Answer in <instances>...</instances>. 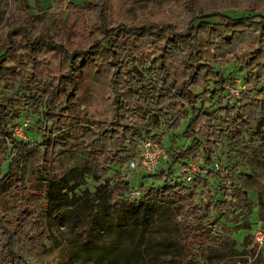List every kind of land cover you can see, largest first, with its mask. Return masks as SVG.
<instances>
[{"label":"trees","instance_id":"trees-1","mask_svg":"<svg viewBox=\"0 0 264 264\" xmlns=\"http://www.w3.org/2000/svg\"><path fill=\"white\" fill-rule=\"evenodd\" d=\"M64 1L66 15L63 20L66 28L77 30L84 23L93 24L92 26L98 24L101 34V38L92 43L88 50L78 48L69 50L59 44L56 46L55 50H59V69L55 87L59 96H63L61 100L58 96L42 100L41 116L36 120L40 125L38 129L32 130L40 134L34 147L42 151L43 160L48 163L45 168L46 176H43L47 182L45 185L47 194H53V188L56 187L59 188L58 191L65 189L67 181L59 169L52 167V162H49L46 155L59 157L58 151L67 147H83L86 167L92 179L101 181L96 186L94 196L89 197L90 192L86 190L83 201L82 196H74L68 202L70 206L82 208L86 215L77 231L80 238L74 241L75 248L65 244L66 264H71L74 259H80V264H88L89 261L93 264L103 261L108 264H156L160 257L169 254L170 250H173L177 258L173 264H203L209 248L211 252L218 251L219 247L224 249L231 247L236 251L235 243L229 236L240 227H244L238 221L237 211L244 207L243 204L247 200L246 191L239 189L238 200H233L229 186L221 179L220 185L212 187L205 176L197 175L193 184L186 185L182 180L172 183L168 175L173 172V164L188 159H203V162L209 163L212 152L218 150L221 139L226 137L223 130L215 128L218 124L217 119L210 120V128L204 126L209 118L203 114L205 107L199 102L201 97L218 99L219 112L224 119L227 118L226 123L235 138H238L242 131L250 129L264 119V0H226L224 5L219 4L222 8L218 12L209 14L206 13L211 10L203 11V0H165L174 16L181 13L190 16L186 30L176 31L165 21L162 14L153 13L151 16L153 20L150 23L132 25L130 31L126 33H122L125 31V24L114 29L106 26L107 12L111 10L114 13L117 9L118 12L126 13L128 8H134L144 0H82L81 4L73 0H52L56 5ZM155 3V0L148 1L146 6L138 10L146 7L150 10ZM227 10H235L234 13L237 15L225 14ZM9 11L27 19L32 17V7L25 0H10ZM21 27L24 31L27 24L23 23ZM228 29L230 32H225ZM144 32L158 36V41L163 42L161 50L150 61L152 64L146 68L149 74L157 73L158 90L154 93L147 90L141 80L127 73L130 75L129 80L124 82L128 84L121 87L126 90L119 92L117 84L120 80L116 78V74L120 73L118 71L120 58L116 49L121 47V44L118 45L117 40L121 36L125 39L143 38ZM213 33H216L215 37L225 42L227 48H224L223 52L226 57L221 60L213 56L210 59L212 64H207L201 56V51L207 49L203 39ZM114 35L117 36V40L114 39ZM38 39L39 37L35 41ZM40 43L35 42L31 48ZM15 46L21 54L23 53L22 55L18 56L12 52ZM28 47L22 48L21 43L11 41L6 49L0 50V84L5 74L12 76L5 72L16 74L14 68L21 69L18 75L23 76L27 71L35 74L34 56L27 51ZM238 47L246 54L241 56L242 52H236L235 48ZM170 49L182 52L180 67L182 66L187 78L181 82L172 78L176 73L175 70H170L171 59L167 56L171 52ZM90 51L93 52L95 63L98 58H102L101 53H107L105 63L113 69V77L108 83L114 94L113 106L110 109H107L109 106L101 107L105 109L104 114L87 109L93 95L91 88L97 83L98 76V66L93 70L90 66L93 60L89 59ZM229 53L232 57L228 58ZM5 62L10 65L7 66ZM229 63L236 66L240 72L246 73L245 82L258 85L255 88L256 93L263 95V101H253L247 93H243L234 102H226L220 97L219 91L226 83V78L215 65L221 68ZM202 69L203 75L200 78L199 71ZM199 87L203 88L197 92ZM54 98L59 102L58 105L53 104L54 107H51V100ZM175 106L178 108L177 112L189 111L184 130V136L189 142L181 150L169 153L170 162L167 168L161 169L165 170L166 175L163 172L149 175L162 178L161 185L151 184L146 187L140 184L141 199L129 200L126 196L131 188L129 181L126 175L114 170V166L121 164L125 156L122 148L127 146L122 143L129 140L130 144L138 145V140L145 138L156 139L160 143V138L156 135L151 136L150 132L157 128L162 117L165 118L166 114L174 111ZM78 110L85 111L83 118L91 119V122L89 120L86 121L90 124L79 122L78 136L74 137L64 130L65 126L63 127L61 121L65 116H70L69 114ZM9 111L7 105L0 99V135H6L8 143H14L17 150L22 151L32 144L20 142L11 136L10 128L5 127ZM136 116L138 120L145 122L148 120L146 122L148 129L144 136L135 125ZM183 119L184 115L179 116L176 125L178 126ZM50 122L52 124L48 126ZM151 122L153 124L150 125ZM51 128L57 131L53 133ZM57 132L60 134H56ZM7 145L2 150L0 148V199L5 198L3 197L5 191L13 180L10 175L14 169L12 165L20 155L17 152L14 160L7 164L6 171L3 172ZM112 170L114 174L111 177L109 172ZM24 187L15 186V190L10 192L9 196L18 197L26 194L28 187ZM73 188L69 187L66 195H70ZM34 193L30 192L32 195ZM57 194L56 196L54 194V199L60 198ZM200 194L202 197L196 201ZM20 199L17 203L18 208L23 205L24 208L17 210L11 221L3 220L0 213V264H45L43 260L38 259L37 253L43 252L47 242L54 239L51 229L43 222L33 220L29 200ZM165 207H170L174 212L170 218L173 229H176L178 221L183 224L179 236L170 234L166 243L146 242L150 218L153 215H160ZM222 218L228 222H235L236 226L222 225Z\"/></svg>","mask_w":264,"mask_h":264},{"label":"rangeland","instance_id":"rangeland-1","mask_svg":"<svg viewBox=\"0 0 264 264\" xmlns=\"http://www.w3.org/2000/svg\"><path fill=\"white\" fill-rule=\"evenodd\" d=\"M32 7V17H20L15 13L9 11L10 0H0V50L6 49L9 42L21 43L22 48L29 46L28 50L34 56V72L31 74L27 71L25 75H18V71L21 69L14 68L12 76L5 74L2 77L0 84V99L9 108V115L6 117L5 127H9L11 130V136L25 142L32 144L26 147L22 151H18L14 143H8L6 135H0V148L1 150L6 146L5 163L3 165V172L6 171L7 164L14 160L13 157L19 152V157L14 161L12 165L13 172L10 174L13 180L10 182L8 190L5 191V195L0 199V213L3 220L8 219L11 221L16 216L17 210L24 208H18V202L20 198L29 200V206L33 211V220L43 222L49 229H51V235L54 237L52 241L47 242L43 252L37 253L38 259L43 260L45 264H66V250L65 244H68L70 248H75V240L80 238L77 231L80 228V224L83 222V217L86 212L79 206H70L69 200L74 196H82L81 201L86 197V190L90 193L89 197L94 196L96 186L100 184L98 180H93L91 174L86 167V154L83 147H67V149H61L58 151L59 157H50V154L46 155L49 162H52V167L59 169L64 175L65 181H67V187L58 191L59 188H53V194L46 193V176L45 168L48 163L43 160V154L40 149L34 147L35 142L39 140L40 134L32 131L38 129L40 124L36 123L37 118L41 116V102L48 97L58 96L61 100L63 95L58 94L56 90V83L58 80V56L59 50H55L56 46L62 45L69 50L72 48H78L81 50H88L92 43L101 38V34L96 25L82 24L80 29L71 30L64 26L63 18L66 15V3L65 1L56 5L52 0H25ZM77 4H81L82 0H73ZM153 0H144L143 3L136 5L134 8H128L125 11L118 12L116 9L113 12L109 10L107 12V27L114 29L116 26L120 27L125 24L126 33L130 31L132 25H140L150 23L153 18V13H160L165 18V21L173 26L176 31L186 30L189 23V15L183 13L175 15L171 14L170 8L165 4V0H155V6L150 10L146 7L143 10H138L146 6V2ZM226 0H203V11L211 10L206 13H216L222 7L219 4H225ZM198 8V7H197ZM235 11V10H234ZM232 10H227L224 13L229 15H237ZM239 15V14H238ZM33 19V21H32ZM26 23L27 27L23 31L22 24ZM225 32L229 33L230 30ZM216 33L209 34L208 38L203 39V43L206 45L205 50L201 51V56L204 58V62L210 64V59L220 58L221 60L226 57L224 48H227L225 42L219 37H215ZM39 37L38 41H35ZM117 40V36H113ZM122 37V36H121ZM117 40V44L121 47L116 49L120 62L119 74H116V78L120 80L117 84L119 92L126 90L121 88L123 85H127L129 76L127 73L134 75L135 78L141 80L147 90H151L153 93L158 90V76L156 72L151 74L147 73L146 68L152 64V61L161 50V44L163 42L158 41V36L151 35L148 32H144V37H136L134 39L121 38ZM125 40H128L127 42ZM35 42H41L38 45H31ZM126 42V43H125ZM236 52L245 55L246 52L241 48H235ZM25 52V54L27 53ZM170 53L167 55L170 70H175L173 79L181 82L187 75L184 73L182 66L180 67V61L182 52L176 49H170ZM15 55L20 56V50L18 47H14L12 51ZM234 53V50L232 51ZM93 52H89V59H93L90 63L91 69L97 68V83L91 88L93 94L87 109L98 113H106L105 109L101 107H108L110 109L113 106L114 94H112L109 81L113 77V69L111 66L105 63L107 53H101L102 58L97 59V63L94 62ZM23 54V53H22ZM21 54V55H22ZM28 54H26L27 56ZM97 56V55H95ZM236 56V55H235ZM227 57H232L229 53ZM100 63V64H99ZM8 64V62H5ZM98 64V65H97ZM212 64V63H211ZM216 69L220 70L226 78V83L219 91L221 98L224 101L234 102L241 97L243 93H247L249 98L253 101H263V95L257 94L256 89L258 85H252L245 82L244 78L246 73L240 72L236 66L232 63L219 67L215 65ZM13 69V68H12ZM203 70L199 71V77L203 75ZM253 70H251L252 72ZM230 76V77H228ZM182 77V78H180ZM157 80V81H156ZM244 80V81H243ZM155 81V82H154ZM130 83V82H129ZM121 88V89H120ZM193 88V87H192ZM203 87H199L197 92H200ZM239 88V89H238ZM231 90H237L238 93H231ZM255 90V91H252ZM6 101H5V100ZM204 99V101H203ZM217 98L211 100L205 97H201L199 102H202L205 109L203 114L209 118L205 121L204 126L210 128V120L217 119L218 124L215 128H219L226 133V137L221 139L218 145V150H214L211 155V161L209 163L204 161L207 168L205 178L212 185L217 187L220 185V179L223 180L225 185L229 186V192H231L233 200H238L239 189L245 190L247 193V200L244 202V207L237 211L239 214L238 221L244 225L236 231L230 234V239L235 243V250L230 248L219 247L216 252H211L210 248L207 249L208 254L204 258L203 264H264V239L262 243H258L255 240L256 232L261 231L264 233V119L260 120L257 124H254L250 129L242 131L238 138L232 134L229 126L224 119L223 115L219 112V105ZM51 107L55 104L58 105V100L55 98L51 100ZM180 103V102H179ZM178 103V104H179ZM178 108L175 106L173 112L166 114L167 116L161 118L160 124L157 128L151 130L150 135H156L160 138L161 144L165 150H168V154L174 151H179L188 144L189 140L184 136V130L189 118V111L177 112ZM85 110V109H84ZM83 113L85 111L78 110L75 113L65 116L61 121L64 130L69 132L74 137L78 136L77 127L79 122L84 124H90L86 120L91 122V119H84ZM53 115V113H52ZM95 115V114H94ZM184 115V119L177 126L179 116ZM91 118V117H90ZM94 119V118H92ZM226 120V121H225ZM85 121V122H83ZM136 127L139 132L143 134L148 129L146 122L135 118ZM145 123V124H144ZM51 122L48 126H51ZM153 122L150 123V125ZM61 125V126H62ZM53 133L57 129L51 128ZM56 134H60L57 132ZM55 135V134H54ZM144 138V137H143ZM138 140V145L139 141ZM127 147H123L122 151H125V156L121 164L114 166V170L120 171L123 175H126L130 187L136 188L140 184L148 187L152 183L155 186L162 184V178H156L149 176L150 173L143 169L137 168L136 171L127 167V160L129 157H136L138 151V145L126 141L122 143ZM34 147V148H33ZM45 158V157H44ZM170 159V157H169ZM197 161H203V159H194ZM170 161V160H169ZM169 162L164 165L161 161L158 166L160 169L167 168ZM180 163H175L172 166V175L174 178H182L180 174ZM93 166V164H91ZM92 169V167H89ZM218 173V175H217ZM114 171L109 172L112 177ZM164 174V173H163ZM171 175V174H170ZM223 176V177H222ZM228 176V177H226ZM101 180V179H100ZM191 185V184H186ZM15 186L28 187L27 193L16 196H9V193L15 190ZM24 187V188H25ZM69 187H74L73 192L70 195L65 193ZM71 190V191H72ZM35 192L33 195L30 194ZM69 192V191H67ZM58 193V194H57ZM28 194V195H27ZM54 194L59 199H54ZM60 194V195H59ZM62 195V196H61ZM21 196V197H20ZM202 195H198L196 201ZM82 211V212H79ZM80 213V215H78ZM174 215V212L170 207H165L160 215H153L150 218L149 227L146 231V242L151 244L166 243L169 239V235L174 233L176 237L179 236L182 223L178 221L176 229L171 226L170 218ZM217 215V214H216ZM206 219H204L205 221ZM227 221V222H226ZM36 222V221H34ZM222 225H228L230 227L236 226L235 222H228V220L222 218ZM71 240V241H69ZM206 251V253H207ZM177 260L173 250L170 253L160 257L156 264H173ZM71 264H80V259L72 260ZM88 264H93L89 261ZM96 264H108L106 261Z\"/></svg>","mask_w":264,"mask_h":264},{"label":"built area","instance_id":"built-area-1","mask_svg":"<svg viewBox=\"0 0 264 264\" xmlns=\"http://www.w3.org/2000/svg\"><path fill=\"white\" fill-rule=\"evenodd\" d=\"M231 93H235L236 95L239 94L237 90H231ZM169 160V154L161 143H159L156 139L145 138L139 143L137 156L129 157L126 164L129 169H133L134 171H136L137 168H140L149 172L150 174H160L163 172L164 175H166L167 173L165 170H161L158 164L162 161L164 165H166L168 162H170ZM179 168L181 174L179 177H182L181 179L174 178L172 174L168 175V178L171 179L172 183L182 180L185 184H193L197 175L204 177L208 171L203 161H197L194 159L185 160L184 162L180 163ZM141 195L142 189L139 187L130 188L126 193L127 198L132 201L140 200ZM263 239L264 233L261 231L256 232V242L262 243Z\"/></svg>","mask_w":264,"mask_h":264}]
</instances>
